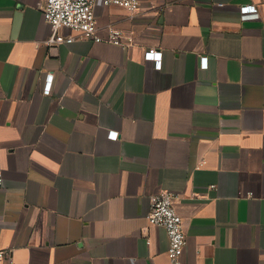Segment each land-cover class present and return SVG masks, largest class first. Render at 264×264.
<instances>
[{"label": "crops", "instance_id": "crops-1", "mask_svg": "<svg viewBox=\"0 0 264 264\" xmlns=\"http://www.w3.org/2000/svg\"><path fill=\"white\" fill-rule=\"evenodd\" d=\"M43 7L0 0V264H169L162 190L184 264H264V0H97L130 47L49 48Z\"/></svg>", "mask_w": 264, "mask_h": 264}, {"label": "built area", "instance_id": "built-area-1", "mask_svg": "<svg viewBox=\"0 0 264 264\" xmlns=\"http://www.w3.org/2000/svg\"><path fill=\"white\" fill-rule=\"evenodd\" d=\"M97 0H44L43 18L51 26L52 34L45 41L49 48H57L64 43L76 41H92L95 43L106 42L116 46L130 47L134 42V35L127 34L113 25L106 27V36L101 35V28L95 15ZM106 5L122 7L130 13L140 10L141 0H105ZM243 19H257L258 9L254 5L243 6L240 10ZM67 30V34L61 33ZM145 60L154 62L156 68H161L162 52L150 48L145 53ZM201 67L207 66V58L200 61ZM52 76L48 77L44 89L45 94L50 93ZM114 138L117 134L112 133ZM4 176L0 172V189L3 187ZM176 194L162 190L151 196V209L147 216L150 226L162 227L167 235V256L169 264H184L182 257L187 246V236L184 231L182 218L176 213L174 204ZM149 242V241H148ZM9 256L8 251H0V262Z\"/></svg>", "mask_w": 264, "mask_h": 264}]
</instances>
